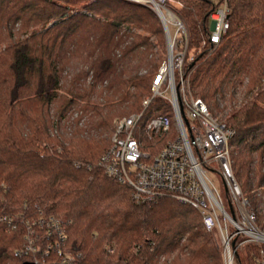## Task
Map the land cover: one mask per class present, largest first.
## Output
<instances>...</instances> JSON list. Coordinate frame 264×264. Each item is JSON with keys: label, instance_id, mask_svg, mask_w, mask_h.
Wrapping results in <instances>:
<instances>
[{"label": "trees", "instance_id": "16d2710c", "mask_svg": "<svg viewBox=\"0 0 264 264\" xmlns=\"http://www.w3.org/2000/svg\"><path fill=\"white\" fill-rule=\"evenodd\" d=\"M224 1L167 5L189 31L192 93L214 115L234 104L232 166L264 229V0H226L230 28L210 43ZM166 51L144 2L0 0V264H224L196 208L169 194L137 201L101 163L115 116L142 110ZM150 104L146 119L172 112ZM242 249L259 264L258 243Z\"/></svg>", "mask_w": 264, "mask_h": 264}, {"label": "built area", "instance_id": "2783aa9c", "mask_svg": "<svg viewBox=\"0 0 264 264\" xmlns=\"http://www.w3.org/2000/svg\"><path fill=\"white\" fill-rule=\"evenodd\" d=\"M135 1L147 3L161 15L168 28L167 55L153 79L151 93L143 99L142 110L114 119L111 144L101 163L109 176L132 188L137 201L154 202L169 194L196 208L205 227L217 233L224 264H235L238 252L249 242L260 245L258 263L264 264V229L257 226L232 166L230 139L235 130L191 90L186 68L187 24L168 7L167 0ZM229 10L225 0L211 14L210 43H219L226 35ZM171 24L176 27L174 34ZM155 97L166 99L172 112L161 111L146 119ZM213 173L225 183L229 207ZM53 221L64 240L60 221ZM70 260L73 258L66 257L64 262L74 264Z\"/></svg>", "mask_w": 264, "mask_h": 264}, {"label": "rangeland", "instance_id": "374dc122", "mask_svg": "<svg viewBox=\"0 0 264 264\" xmlns=\"http://www.w3.org/2000/svg\"><path fill=\"white\" fill-rule=\"evenodd\" d=\"M170 31H171L172 34H174V32L176 31V27L173 24L170 25ZM166 41H167V36H166ZM162 54L163 53H161V55ZM166 55H167V51L164 54L163 60L166 58ZM242 101H243V96L242 95H239L238 102L240 103ZM236 105H239V104H236ZM233 106H234V104L232 106L228 107L226 109V111L224 112V114L220 113L218 116H220L221 118H223L225 120L226 117L229 115V113L232 111ZM123 115H126V114H123ZM123 115H117V116H123ZM117 116H115V118ZM211 177L215 180V182L217 183V185L220 187V190H221V192L223 194V197H224V200H225V204L229 207V204H228L227 198H226V186H225V183H224L222 177L217 176L214 173L211 174ZM240 256H241V260L239 258H236L235 264H241V262H242V264H248L247 261H246V254H245V252H244L243 249H240Z\"/></svg>", "mask_w": 264, "mask_h": 264}, {"label": "water", "instance_id": "95a60500", "mask_svg": "<svg viewBox=\"0 0 264 264\" xmlns=\"http://www.w3.org/2000/svg\"><path fill=\"white\" fill-rule=\"evenodd\" d=\"M158 16L160 17V19L162 20V22H163V25H164V28H165V33H166V36H167V38H168V28H167V26H166V24H165V22L163 21V19H162V17H161V15L158 13Z\"/></svg>", "mask_w": 264, "mask_h": 264}]
</instances>
